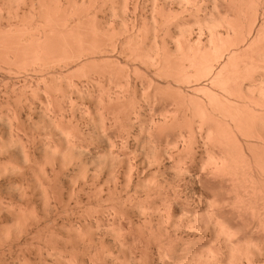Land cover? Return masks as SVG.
<instances>
[{
  "label": "bare ground",
  "instance_id": "bare-ground-1",
  "mask_svg": "<svg viewBox=\"0 0 264 264\" xmlns=\"http://www.w3.org/2000/svg\"><path fill=\"white\" fill-rule=\"evenodd\" d=\"M35 1L39 6L32 4L38 8L31 4L29 14L23 10L31 21L25 14V21L22 17L17 24H11L13 27L8 25L9 29L0 25L6 29L0 28V75L6 74L11 79L5 80V90L0 93L5 104L1 107L0 101V126L10 130L6 133L9 138L3 136L13 141L8 145L14 141L22 144L24 137L20 135L24 132V136L27 133V138L30 137L27 129L31 127L47 128V131L58 128V132L64 133V136L60 134L61 140L65 137L67 149L74 150L79 158L65 155L73 153L63 152L64 147L59 152L61 158L71 157L67 158L71 162L63 161L66 164L62 169L76 163L72 174L75 179L70 181L76 182L82 176L83 186L79 190L84 192L85 201L78 190L76 204L85 203L86 207L76 220L74 212L56 208L63 202L56 193L57 170L48 160L52 154L57 157L56 149L61 151L55 145L58 139H53V147L50 142L46 144L52 147L48 150H43V146L51 138L41 142L43 157L48 152L51 154L50 158L40 155L44 159L41 163L46 165L43 167L41 159L32 157L29 149L22 150L27 148L25 137V147L20 145L24 152L21 157L25 158L22 162L30 165L33 158L34 164L35 161L41 164H36L37 167L47 169V162L51 169L54 165L50 178L55 185L48 179L49 169L44 176L42 168L32 166L33 163L30 166L34 169L28 166L29 171L34 170L31 172L35 178L41 174L36 185L42 187L43 180H49L50 188L45 184L46 189L43 187L41 192L44 204L40 203L44 206L40 213L34 208L38 204L31 205L32 196L30 199L25 194L27 186L20 184L21 191L10 189L13 190L10 194H16L22 201L17 202V208L11 207L10 202L5 212L17 209L14 212L22 220L10 218L13 225H18L13 226L17 230L10 229L12 224L0 226L2 229L8 226L5 232L16 231L12 239L10 231L5 239L9 242L0 246L3 253L0 264L5 250L11 251L14 245L21 247L28 239L36 240L35 233L38 237L45 231L43 226L56 224L63 214V222L69 225H66L68 238L84 244L86 255L83 253L79 259V253L80 256L59 252L57 255L54 251V255L46 252L47 255L35 258L10 255L11 259L6 256L4 262L8 259L12 264H264V0H147L151 1L149 16L143 15V8L142 14H138L140 0H79V4L77 0ZM129 2L134 16L132 20L128 17L131 23L125 18L129 14ZM19 3L13 9L14 16L17 13L15 19L21 9L16 6ZM171 3H176L179 9H173L177 6L171 7ZM106 6H109V18L107 14L101 17ZM7 7L11 13L12 8ZM34 75L39 81L33 86ZM56 77H59L57 82ZM75 77L79 79L75 81ZM58 82L61 85L57 88ZM63 82L71 88L68 93L61 88ZM73 93L81 103L72 98ZM68 99L72 117L79 111L84 116L90 115L92 103L95 105L97 114L88 117V124L92 125L89 133L83 134L69 120L72 130L67 131L68 125L66 130L61 129ZM33 114L40 116L34 119ZM38 135V139L33 136L40 142L41 134ZM33 136L28 141H34ZM5 139L3 142L0 138V146L9 142L5 143ZM84 140L91 146L99 141L106 149L95 157V148L93 153L84 150ZM8 145L5 146L11 147ZM82 157L91 161L90 174L84 170L86 160ZM12 167L13 171L18 170L16 176L25 168ZM35 167L39 174H35ZM23 172V179L18 177L20 183L26 178ZM8 181L6 185L11 187ZM23 201L31 207L25 209ZM13 220H17L15 224ZM124 221L127 229L122 227ZM132 233L142 242L137 247L140 255L131 250L136 247L131 245ZM54 235L51 233L49 237ZM57 236L59 239L60 235ZM110 243L129 255L125 251L124 255H119L121 251L117 255L107 254L105 250ZM153 243L157 246L156 255H150Z\"/></svg>",
  "mask_w": 264,
  "mask_h": 264
},
{
  "label": "rangeland",
  "instance_id": "rangeland-1",
  "mask_svg": "<svg viewBox=\"0 0 264 264\" xmlns=\"http://www.w3.org/2000/svg\"><path fill=\"white\" fill-rule=\"evenodd\" d=\"M2 1H3V0H0V3H1L0 5L3 6V8H2V6H0V9L2 10V13H0V18H1V19H0V25H1L2 27H6V28H8V25H9V27H10L11 24H13V25H14V24H17V22H20L21 20L24 19V15L29 11L32 2H34L33 4H37V3H36L37 1H35V0H32V1H31V0H30V1H29V0H25V2L27 1V2L29 3V5H28V3H27V4L24 3V4H26V6H25V5L23 4L24 1L22 2V5H21V3L17 2V1L14 2V1L11 0V1L14 3V4H13V7H12V5H11L12 2H11V1H10L11 3L9 2L10 5H8L9 3L6 5V3H7L8 0H4L5 2L3 1V3H5L6 6H4V4L2 3ZM47 1H48V0H47ZM70 1H71V0H70ZM75 1H76V0H75ZM142 1H144V2L146 1V2H145V3H144V2L141 3ZM20 2H21V1H20ZM30 2H31V3H30ZM76 2L78 3L79 0H77ZM150 2H151V1L140 0V6H139V9H138V10H140V12L138 11V14H139V15H141L142 13H143L144 16H145V14H146L147 16L150 15V13H151V7H150L151 3H150ZM15 3H16V4H17V3L20 4V6H18L19 4L16 5L18 8L21 7V9L19 8V9H18L19 11H17L19 14H18V17H16V19H15V16L17 15V13H16V15L14 16V13L16 12V11H14V10L17 9V8L15 9V7H14V6H15ZM33 4H32V6H33ZM78 4H79V3H78ZM144 4H146L147 6H146V5L144 6ZM171 4H173V3H171ZM174 4H175V6H174ZM174 4L171 5V7H176V6H177L176 3H174ZM23 5H24L25 7H28V8H25ZM37 5L39 6V2H38ZM131 5H132V4L129 2V12H128L129 14L125 16V18H127L126 21H127V22L130 21V23H131L132 18L134 19V16H133V9H132ZM141 5H142V7H141ZM7 6H9L10 8H12L11 13H10V10H7V9L5 8V7H7ZM22 6H23V9H22ZM35 6H36V5H35ZM35 6H33L34 9H35V8H38V6H36V7H35ZM9 7H7V8H9ZM4 8L7 10V12L9 11V14H11L10 16L8 15L7 12H4V11H6V10H4ZM10 8H9V9H10ZM24 8H25V9H24ZM108 8H109V6H106V7H105V12H104L103 14H101V17H103L102 15H104V14H105V15H104L105 17H106V14L108 15L106 18H109V17H110V15H109V14H110V13H109L110 11H107ZM142 8L144 9V10H143L144 12L142 11ZM13 9H14V10H13ZM173 9H179V7L177 6L176 8H173ZM20 10H21V11H20ZM23 10L26 12L25 14H24V11H23ZM26 10H27V11H26ZM131 10H132V11H131ZM141 11H142V13H141ZM149 11H150V12H149ZM12 12H13V13H12ZM22 12H23V13H22ZM106 12H107V13H106ZM130 12H131V14H132L133 17H132V16L130 17ZM148 13H149V14H148ZM6 14H7V15H6ZM12 14H13V17H12ZM21 14H22V15H21ZM28 14H29V12H28ZM28 14H26V17H25V18L29 20V16H28ZM1 15H2V16L4 15V16L2 17ZM5 15H6L7 17H6ZM19 15H20L21 17H20ZM4 17H5V18H4ZM8 17H10V19H9ZM22 17H23V19H22ZM128 17L131 18V20H129ZM36 18L38 19V17H36ZM26 19H24V21H25ZM30 19H32L31 16H30ZM37 19H35V20H37ZM11 20H12L13 22H12ZM16 20H17V21H16ZM19 20H20V21H19ZM28 20H27V21H28ZM6 21H7V22H6ZM8 21H9V23H8ZM15 21H16V22H15ZM27 21H26V22H27ZM29 21H31V20H29ZM14 22H15V23H14ZM130 23H129V24H130ZM13 25H11V26L13 27ZM1 26H0V28H1L2 30H6V29L2 28ZM10 28H11V27H10ZM8 29H9V28H8ZM197 31H198V30L195 29V31H194L195 34H196ZM193 36H196V35H193ZM137 65H138V64H137ZM141 69L145 70V67H141ZM57 71H59V70L57 69ZM60 72H61V71H60ZM58 73H59V72H58ZM56 74H57V73H56ZM3 76H4V77H3ZM56 76H57V75H56ZM5 77H6V78H5ZM36 77H37V76L34 75V76H33V79L31 78V80L34 81V82L32 83L33 86L37 84V83L35 84L36 81H37V82L39 81V78H36ZM8 78H9V77H8L6 74H2V73H1V75H0V84H1V85H0V88H1L0 93H1V92H4L5 87H6V86L4 85V84H5V80H6V79L8 80ZM56 78H58V80L56 79V82L59 81V77H56ZM19 79H22V78H19ZM36 79H37V80H36ZM76 79L78 80L79 78H78V77H77V78L75 77L74 80L77 81ZM10 80H11V79L9 78V81H10ZM3 81H4V83H3ZM9 81H7V82H9ZM12 81H14V79H12ZM12 81H11V82H12ZM21 81H22V80H20V82H21ZM61 81H63V80H60V82H61ZM60 82L56 83V85H57L56 87H57V88L60 87V85H61ZM59 84H60V85H59ZM3 85H4L5 87H3ZM63 85L66 86V87H64ZM187 85H188V84H187ZM67 86H68V85L66 84V82H63L61 88H65V91L68 93V92L70 91L71 88L69 89V87H67ZM184 87L187 88L186 85H185ZM61 90H62V89H61ZM56 92L58 93L59 91H56ZM75 94H76V93H73V95H74L75 97L72 95V98H74V100L77 101V103H78V102H80L81 100H79V99H80V98H78L79 96L77 97V94H76V95H75ZM1 95H2V94H0V96H1ZM58 95H59V94H58ZM1 98H3V96H1ZM1 98H0V101L2 102V99H1ZM77 99H78V100H77ZM86 101H88V100H86ZM1 102H0V103H1ZM66 102H67V100H66ZM66 102H65V106H64V107L67 109V110L65 109V112H64V113H65L64 115H65L66 118H65V120H64L65 123L63 122L65 125L62 124L61 129H65V130H66V128H67L66 125H68V128H69V129L67 128V131H68V130L71 131V130H72V129H71V126L74 125V124L76 123L77 126H78V128H79V129H78L79 131H81L83 134H84L85 132H86V133H89L90 129H92V128H91L92 125L90 126V125L88 124V123H89V122H88V121H89V118H88V117H89L90 115H91V116H92V115L94 116L95 114H97L96 112H94V110H95V109H94V108H95V105H93V103H92L91 106L94 107V108H93V110H90V111L93 112V113L91 112L90 115H88V116L85 115V116H84V113H81L80 111H79L78 113H81V114H78V113H77L78 110H77V111L75 112V114L77 113V115H74V117H72V116H73V113H71L72 110L70 109L71 107H70V105H69V104H70V103H69V99H68V102H67V103H66ZM2 103L4 104V102H2ZM2 103H1V107H2V106L5 107V104L2 105ZM80 103H81V102H80ZM88 103H89V101H88ZM85 104H86V102H85ZM66 105H67V106H66ZM89 105H90V104H89ZM4 109H5V108H4ZM91 109H92V108H91ZM82 111L84 112V110H82ZM95 111H96V110H95ZM94 113H95V114H94ZM70 114H71L72 116H71ZM82 114H83V115H82ZM37 115H38V114H36V115L33 114V115H31V117L34 116L33 118H34V119H35V118L37 119V117L40 116V115H38V116H37ZM76 116H77V118H75ZM82 116H84V118H83ZM71 117H72L73 119H72ZM86 117L88 118V120H87ZM39 118H40V117H39ZM94 118L97 119L98 117L95 116ZM67 120L70 121V124H72L71 126H70V124H69V121H67ZM81 120H82V121H81ZM86 120H87V121H86ZM84 121H85V122H84ZM78 122H79V123H78ZM76 124L73 126L74 128H75ZM82 124H83V125H82ZM63 125H64V128H63ZM85 125H87V126L85 127ZM88 125H89V126H88ZM0 127H1V128H0V134L2 135V136L0 135V138H1V139L3 140V142H4L5 137H7V136H8L7 138L10 137V135H7V134L10 132V130L8 131L7 127H5V129H4V128H3L4 126H0ZM73 127H72V128H73ZM89 127H90V128H89ZM84 128H86V129H84ZM29 129H30V130H29ZM29 129H27L28 131H30V133L27 131V132L29 133L28 136L32 137L33 135H36V138L38 139V137H39L38 134H41V135H40V138H39V139H41V141L39 142L37 139H36V140H37V141H36V140H35V136H33V137H34L33 140L36 141V142H35L36 144H33L34 141H32V142L28 141V140H31L32 138L28 137V138H30V139H28V138H27V133H26V136H24L25 133L23 132V133H24V134H23V133L21 132V133L23 134V136H22L21 133H20V134H21L20 136H21V138L24 137V138H23L24 140L22 139L24 142L26 141V140H25V137L27 138V141H26V143H25V144H26L25 146H27V148H22V150L24 151V150H26V149H29V150H27V151H29V154L32 153V154H31L32 157H34L35 159H36V158H37V159H41V160H39L40 163H41L42 161L44 162V159H43V158H47V157H45V156H48V158L51 157V154H50L47 150L50 149L51 146L53 147V145H54V141H53V139H58V140H56V144H55V145H56V148H59L60 150H61V149L63 150V148L65 147L66 150H63V152H65V151H72L71 153H73V154H69V152H67L68 154H67L66 152H65L66 154H65V153H64V154H65V155H69V156H72V155H73V158L75 157V158H77V159H75V158H74V159H75V160H78L79 157L77 156V154H75L76 152H75L74 150H68V149H67L68 146L66 145L67 143H66V142H63V141L65 140V137L63 138V139H64L63 141L61 140V137L64 136L65 134H64V133H61V131H59V132H60V133H59V132L57 131L58 128L56 129V131H57L58 133H57L56 131H54L55 129H53V131H52L51 128H50L48 131H47V128H46V129H42V130H41V128H38L37 130H35V128L33 129V127H31V128H29ZM2 130H3L4 133L2 132ZM6 130H7V131H6ZM32 130H34V133H33ZM44 130H45V132H44ZM59 130H60V129H59ZM78 130H77V131H78ZM38 131H40V133H39ZM49 131H51V132H49ZM84 131H85V132H84ZM87 131H88V132H87ZM43 132H44V133H43ZM47 132H48V133H47ZM52 132H53V133H52ZM6 133H7V134H6ZM31 133H33V134H31ZM49 133H51L50 136L53 135V138L49 136ZM54 133H55V136H56V137L60 136V138H54V137H55V136H54ZM56 133H57V134H56ZM73 133H74V132H73ZM5 134H6V135H5ZM47 134H48V136H47ZM60 134H61V135L63 134V135L61 136ZM4 135H5V137H3ZM31 135H32V136H31ZM42 135H44V136H42ZM45 135H46L47 137H46ZM72 136H73V135H72ZM42 137H46V138H42ZM7 138L5 139V143H6V141L8 140ZM48 138H49V139L51 138V139L49 140ZM43 139H44V140H45V139L49 140V141H46V140H45V142H47V143H45L44 146H43V144H42V143H44V140H43ZM10 140H11V138H10ZM15 140H16V138H15ZM8 141H9V140H8ZM23 141H22V142H23ZM42 141H43V142H42ZM52 141H53V144L51 143ZM61 141H62V142H61ZM65 141H66V140H65ZM11 142H13V141H9V142H7L5 145H8V143H11ZM14 142H15V143H13L14 145H13V144H12V145H13V147L15 146V148H13L11 144H9V145H11V147H10L9 145H8L9 147H7V146L3 145V143H2V145L0 146L1 149L3 148L2 151L0 152V171H2V172H0V176H1V179H0V187L2 186L1 189H0V196H1V197H0V200H3V201H0V206H1V207H0V214H1V215H0V220L3 219L2 221H0V226H1V225H2V227L5 226V225H6L5 223H7V224L10 225V224H12V220H11V219H14V220H15V219H18V216H17L16 213H15V212L17 211V209L14 210L13 208H11V209H13V210H10V208H9L8 210L13 211V212H12V213L9 212L8 214H6L5 211H7V208H6V207H8V206L10 207V204H9L10 202L13 203V205L11 204V207H15V206H17L18 203H20V202L22 201V200H21V201L18 200V198L15 196L16 194H14L13 192H12L13 194H10V192L13 191V190H10V189H14V190H15V189H16V190L18 189V190L21 191V190H22V187H21L20 184H23V185H22L23 187L27 186V189H26V188H23L24 190H25V189L27 190V191H26L27 193H26L25 191H22V192H25V194H27V195L29 194V198L32 196V197H31L32 199L30 198L31 201H32V202H31L32 207H33V206H36V205L38 204L36 207H34V208H37V210H38V211H36V209H35L36 213H40L39 211H40V210H41V211L43 210V209H42V206H44V205H43V204H44V202H43V201H44V198L42 197V196H43V195H42L43 193H41V192L43 191V187H45V186H44L45 184H46V186H47L48 188H50V185H48V184H49V183H48V182H49L48 179L51 180L50 177H53V176H52V175H53L52 170H53L54 168L57 170V171H56L57 174H58L59 172H60V173H59L58 175L56 174V178L58 177L57 180H56V182L54 181L53 178H52L51 182L53 181V182H55V184L57 185V186H56V191H57L56 193H58L57 196H60V197H61V201L63 202V205H60V207H58L59 204H57V205H56V208L61 209V208L64 207L68 212H70V213L74 212L75 214H74L73 216H75V220H76L77 215H78V214H79V215L81 214V213H80L81 210H85L86 204H85V203H81V204H79V205L76 204V198H78V196H79L78 194H79L80 192H81V193H80V197L84 199L83 201H85V197H83V196H84V192H82L81 190H79V188L83 186V184H82V183H83V182H82L83 179H81L82 176H81V178H80V177H79V178L77 177L79 180L76 179V180H75L76 182H74V181L71 182V181H70V180H72L71 178L75 179V177L72 176V174H74V173H73V168L76 169V167H77V166H74L76 163L73 165V163H74L75 160L72 158V160H73V161H72V165H73V166H71V165L68 166V164H67L66 167H65L66 169L63 170L62 168H63V166H65V164H66V163H63V161H64V162H65V161H66V162H67V161L69 162V161H70L69 159H71V157H68V156H67V157L65 158V155H64V157H63L64 160H63V158H61L63 155L61 156V153H59V152H62V150H61V151H58V150L56 149V155H57V157H56V156L54 157V155L52 154V156H53V157H51L52 159H49V160L47 159L48 162L52 161L51 164L53 163V164L55 165V167H54V165H52V169H51V165H50V163H48L47 160L45 159V160H46L45 162H47V165H48V166L50 165L49 168H48V166H47V169H49V173H48V171H46V170H47L46 168L37 167L38 165H36V164H40V163H38V161H35L36 163L34 164V163H33L34 161L32 160L33 158L30 159V160H31L30 165H32L31 163H33L32 166H36V167L39 168V169L42 168V169H40V170H41V174H42V170H43V174H42V175L46 176V175H45V172L48 173V175H47V176H49L48 179L45 178V179L43 180V181H44V182H43L44 185H42L43 183H41V182H42V181H41L42 179H39V181H40V183H41V185H42V187H41V186L36 185V184H37V181H38L37 178H39V176L41 175V174H39V173H40V172L38 171L39 169L36 170L37 168L35 167V172H36L35 174H39V175H37L38 177L36 176V178H35V176H33L34 174H32V172H31V171H34V170H33L34 167H32V166H30V165H26V164H28V163H26L25 165H24V163H23L24 160H25V158H24V157H21V156H23L22 154L24 153V152L22 153L21 146H22V145L24 146V144H23L24 142L22 143V142H21V139H20V142H21L22 144L18 143L19 141L17 142L18 144L16 143V141H14ZM27 142H28V143H27ZM29 142H30V143H29ZM41 142H42V143H41ZM49 142H50L51 146L46 145V144H49ZM58 142H59V143H58ZM84 142H85V143H84ZM0 143H1V140H0ZM40 143H41V144H40ZM82 143H83L82 145H84V146H83L84 150H89V151L91 150V152H92L94 148L96 149V150L93 151V152L96 151V153H94V156H95V157L99 154V152H100V154H101V153H102L101 151L103 150V148L106 147L105 143H104L105 147H103V146H102L103 144H101V143L98 144L99 141H95V142H94L96 145H95L94 143H91L92 146H91L90 144H88V143H90V142H88V141L86 142V140H84ZM15 144H16L18 147H17ZM58 144H59V145H58ZM61 144H62V145H61ZM63 144H64V145H63ZM20 145H21V146H20ZM37 145H38V147H37ZM45 145H46L47 147H46ZM60 145H61V148H60ZM94 145H95V147H93ZM97 145H98V147H97ZM3 146H4V147H3ZM19 146H20V148H19ZM25 146H24V147H25ZM35 146H36V147H35ZM42 146H43V150H44V148H47V150H45V153L48 152L46 155H44V157H43V154H42L44 151H43V152L41 151V150H42V149H41ZM34 147H35V148H34ZM52 147H51V149H52ZM85 147H86V148H85ZM101 147H102V148H101ZM12 148H13V149H12ZM16 148H17V151H15ZM88 148H90V149H88ZM7 149H8V151H6ZM32 149H33V150H32ZM36 149H37V150H36ZM38 149H39V150H38ZM98 149H99V150H98ZM105 149H106V148H105ZM20 150H21V151H20ZM97 150H98V152H97ZM100 150H101V151H100ZM115 150H116V149H115ZM27 151H26V152H27ZM32 151H33V152H32ZM34 151H35V152H34ZM36 151H37V152H36ZM49 151H51V150H49ZM6 152L8 153V155H7ZM93 152H92V153H93ZM103 152H104V151H103ZM1 153H2V154H1ZM21 153H22V154H21ZM57 153H59V154H57ZM20 154H21V155H20ZM27 154H28V153H27ZM29 154H28V156H30ZM34 154H35V156H36V155H37V156L35 157ZM41 154H42V157H43V158L40 156ZM62 154H63V153H62ZM75 155H76V156H75ZM31 156H30V157H31ZM38 156H40L41 158L38 157ZM8 157H9V158H8ZM30 157H27L28 160H29ZM95 157H94V158H95ZM22 158H24V159H22ZM54 158H55V159H54ZM67 158H69V159H67ZM82 158H83V160H84V159L87 158V157L85 156V158H84V157H82ZM37 159H36V160H37ZM53 159H54V160H53ZM66 159H67V160H66ZM2 160H3V161H2ZM8 160H9V162H8ZM10 160H11V162H10ZM22 160H23V162H22ZM30 160H29V161H30ZM85 160H86L85 165H86V164H87V165H86V166L83 165L85 168H84V167H82V168H84V170L86 169V170L89 171V172L87 171L88 173H86V174H90V173H91L90 171H91V169H92V167H91V165H90L91 161H88V162H87V160H90V159H85ZM6 161H7V162H6ZM19 161H21V163H20ZM32 161H33V162H32ZM53 161H54V162L56 161V162L54 163ZM5 162H6V163H5ZM25 162H26V161H25ZM27 162H28V161H27ZM43 162H42V163H43ZM59 162H60V163H59ZM70 162H71V161H70ZM70 162H69V163H70ZM4 163H5V164H4ZM8 163H10V164H8ZM13 163H14V164H13ZM15 163H16V164H15ZM22 163H23V164H22ZM42 163H41V164H42ZM6 164H7L9 167H8ZM12 164H13V165H12ZM17 164H18V166H17ZM19 164H20V165H19ZM41 164H40V165H41ZM45 164H46V163H45ZM63 164H64V165H63ZM2 165H4L5 168H7V169H3L4 167H3ZM14 165H15V168L17 167L16 169H20V167H22V168L25 167L26 169H25V168H24V170L20 169L19 172H18V175L16 176L15 173H17L16 171H18V170L13 171L14 168H13L12 166H14ZM40 165H39V166H40ZM89 165H90V167H89ZM19 166H20V167H19ZM26 166H27V167H26ZM28 166L32 167L33 169H32L31 171H29L31 168L28 169ZM41 166H43V164H42ZM92 166H93V165H92ZM1 167H2V170H1ZM11 167H12L13 169H10ZM43 167H46V165H44ZM53 167H54V168H53ZM8 169H9L10 171L12 170L14 173H13L12 171L10 172ZM50 169H51V170H50ZM60 169H61V170H60ZM67 169H68V171H67ZM89 169H90V170H89ZM6 170H8V172H7ZM21 170H22V171H21ZM27 170H28V171H27ZM44 170H45V171H44ZM59 170H60V171H59ZM23 171H24V172H23ZM58 171H59V172H58ZM3 172H4V173H3ZM5 172H7V173H5ZM9 172H10V175L8 174ZM21 172H23V173H22L23 175H24V173H25L24 176H25L26 178H24V180L21 181V183H20V181H19L20 179H19V178H21V180L23 179V178H22V175H21ZM27 172H28V174H27ZM29 172H30V173H29ZM37 172H38V173H37ZM50 172H52L51 175H50ZM76 172H77V170L75 171V173H76ZM83 172H85V171H83ZM11 173H12V174H11ZM13 174H15V176H13ZM26 174H27V176H26ZM63 174H64V175H63ZM69 174H70V175H69ZM81 174L83 175L82 172H81ZM81 174H80V175H81ZM7 175H8V176H7ZM11 175L13 176V178L11 177ZM30 175H31V176H30ZM67 175H68V176H67ZM24 176H23V177H24ZM28 176H29V177H28ZM64 176H66L67 178L64 177ZM78 176H79V175H78ZM5 177H6V179H5ZM15 177H16V178H15ZM18 177H19V178H18ZM30 177H31V178H30ZM32 177H33V178H32ZM59 177H60V178H59ZM2 178H3V179H2ZM17 178H18V179H17ZM41 178H44V177L41 176ZM68 178H69V179H68ZM14 179H15L16 181H15ZM36 179H37V180H36ZM66 179H67L68 181H67ZM8 180H10V181H8ZM12 180H13V181H12ZM46 180H47V182H46ZM58 180H59V181H58ZM7 181L9 182L8 184H10V185H12V186H13L14 183H15V184L19 183V184H17L18 186L14 184V187L11 188L12 186L10 187L9 185H6V184H7ZM25 181H26V182H25ZM61 181H62V182H61ZM11 182H12V184H11ZM16 182H17V183H16ZM22 182H23V183H22ZM53 182H52L51 184H52V185H55ZM70 182H71V184H70ZM73 182H74V183H78V184H75V185H74V184H72ZM38 183H39V182H38ZM40 183H39V184H40ZM59 184H61V185H59ZM80 184H81V185H80ZM19 185H20V186H19ZM32 185H34L35 188H34V186H32ZM52 185H51V186H52ZM7 186H8V187H7ZM16 186H17V187H16ZM36 186H37V187H36ZM72 186H73V187H72ZM18 187H19V188H18ZM38 187H40L42 190H41L40 188H38ZM60 187H61V189H60ZM62 187H63V188H62ZM71 187H72V188H71ZM76 187H77V188H76ZM8 188H9V189H8ZM69 188H70V189H69ZM73 188H74V189H73ZM30 189H31V190H30ZM35 189H36V190H35ZM39 189H40L41 191H39ZM45 189H46V187H45ZM58 189H59V192H58ZM66 189L68 190V192H67ZM80 189H81V188H80ZM54 190H55V189H54ZM73 190H74V191H73ZM78 190H79L80 192H79ZM85 190H86V188H85ZM36 191H37L38 193H37ZM77 191H78L79 193H78ZM18 192H19V191H18ZM35 192H36V193H35ZM73 192L77 193V197H76V194H75V193H74V196L72 197V193H73ZM30 193H31L32 195H31ZM40 193H41V194H40ZM59 193H61V194H59ZM12 195H13V196H12ZM33 195H34V196H33ZM37 195H38V196H37ZM41 195H42V196H41ZM70 195H71V196H70ZM10 196H11L12 198H11ZM14 197H15V198H14ZM36 197H37V198H36ZM38 197H39V198H38ZM40 197L43 198V201H42V198H40ZM60 197H57V198L60 199ZM29 198H28V196H27L26 199L29 201V200H30ZM35 199H36V200H35ZM27 200H26V201H27ZM34 200H35V201H34ZM81 200H82V199H81ZM19 201H20V202H19ZM41 201H42V202H41ZM2 202H3V203H2ZM17 202H18V203H17ZM40 202L43 203L42 206H41V203H40ZM62 202H61V203H62ZM25 203H26V202H25ZM25 203H24V201H23V206H25ZM32 203H35V205H33ZM39 203H40V204H39ZM1 204H2V205H1ZM21 205H22V204H21ZM31 205L29 204L30 207H31ZM19 206H20V205H18V207H19ZM26 206H27V205H26ZM26 206H25V209L29 207V206H27V207H26ZM61 206H62V207H61ZM15 208H17V207H15ZM20 208H21V207H20ZM34 208H33V209H34ZM43 208H44V207H43ZM5 209H6V210H5ZM23 209H24V207H23ZM39 209H40V210H39ZM14 211H15V212H14ZM1 212H2V213H1ZM13 213H14V216H15V215L17 216V218H16V216H15V217L13 216L14 218L12 217ZM82 213H83V211H82ZM11 214H12V215H11ZM62 214H63V213H62ZM8 215H9L10 217L7 218ZM26 215H28V213H27ZM2 217H3V218H2ZM61 217H62V219H61V218H58L59 221H58V222L56 221V224H54V225H53V224H49L48 226H45L46 229H45L44 226L42 227L45 231L42 230V231H41V234L38 232L40 235H38V233H37V235H38V237H40V239L36 236V233H35L34 239H36L37 241H36V240H33V239H32L33 241H32L31 239H28L29 241H30V240L32 241V242L27 241V242H28V243H27L28 245H27V244H23L21 247H20V246H19V247H18V246L16 247V246L14 245L11 251H7V250H5L6 253H4V254H6V255H5V257H4L3 259L5 260V259L7 258L6 256L10 257V255H15V256L17 255V257H18V256L20 257L21 255H26L27 257H32V256H33V257L35 258L36 255H47V253H48L49 255H51L54 251H55V252H54L55 254H57V253L59 252L60 255H61V254H62V255H63V254H64V255H74V254L76 255V254L79 253V254L81 255V257H79V259L82 258L83 253H84V255L87 254V251H86L87 248H86V246H85L84 244H80L81 242H78V241L75 242V240L72 241V240L74 239L73 237L70 238V239L68 238V236H67V235H68V234H67V233H68V227H66V225H67L66 223H67V222H66V223L63 222L64 214H63ZM4 218H5L7 221H6ZM10 218H11V219H10ZM73 218H74V217H73ZM10 220H11V221H10ZM14 220H13V223L15 224L17 220H16V221H14ZM18 220H20V219H18ZM21 220H22V219H21ZM21 220H20V221H21ZM5 221H6V222H5ZM20 221H19V223H20ZM19 223H18V224H19ZM122 223H123L124 225H123ZM122 223H121V225H123L122 227H124V228L127 229L128 225L126 224V222L124 221V222H122ZM3 224H4V225H3ZM63 224H65V226H64ZM55 225H56V226H55ZM60 225H62V226H60ZM13 226H18V225H13V224H12V226H11V225L9 226L10 229H12V228H13V230H14V228L16 229V227H13ZM67 226H69V225H67ZM6 227H8V226H6ZM6 227H4L5 229L3 228L4 230H3L2 228H0L1 231H2V232L0 231V242H1V243H0V246H1V247L5 246L6 243L9 242V241L6 242L5 239L7 240L8 236H9L8 233H10L11 230L9 231V228H8L7 231H9V232H5ZM54 227H55V228H54ZM61 227H62V228H61ZM17 228H18V227H17ZM52 228H53L54 230H51ZM64 228H67V230L64 229ZM60 229H61V230H60ZM63 229H64V230H63ZM16 230H17V229H16ZM40 230H41V229H40ZM51 231H52V232H51ZM54 231H55V232H54ZM63 231H64V232H63ZM3 232H4V233H3ZM13 232H14V233H13ZM15 232H16V231H11L12 234H10V237H11L10 239H12V237H13L14 234H15ZM42 232H43V233H42ZM2 233H3V234H2ZM5 233H7L8 235H6ZM49 233H50V234L53 233V236H55L54 234H56V237L51 236V237H53V239H51V237H49V236H50ZM62 233H63L64 235H63ZM1 234H2V235H1ZM43 234H44V235H43ZM48 234H49V235H48ZM58 234L61 236V237L59 236V239H58V236H57ZM4 235H5V238H4ZM65 235H66V236H65ZM131 235H133V238H134L135 241H136L138 237L135 236V234H133V233H132ZM2 236H3V237H2ZM41 236L44 237V238L47 237L48 239L46 238V239L44 240V239H42ZM134 236H135L136 238H135ZM35 237H36V238H35ZM62 237H63V238H62ZM66 237H67L69 240H68ZM49 238H50L51 240L54 241L53 244H52L53 241H52V242H51V241L49 242V240H50ZM56 238H57V239H56ZM61 238L63 239V241L65 240V241H64V244L62 243L63 241H62ZM131 238H132V236H131ZM133 238H132L133 241H131V242H133V244H131V245H133L132 247H135V246H136V247H135L136 249H135V248H132L131 245H130V247L132 248L131 250H132L133 254L137 252L135 255H140V254H139V251L137 250V247L140 248L139 246H142V242H139V241H141L140 239H138L139 241L137 240L138 242H137V241L135 242ZM10 239H9V240H10ZM41 240H42V241H41ZM46 240H47V242H45ZM58 240H60V241H58ZM67 240L69 241V243H67V242H68ZM4 241H5V242H4ZM40 241H41V242H40ZM70 241H71V242H70ZM55 242H56V244H55ZM65 242H66V243H65ZM134 242H135V243H134ZM4 243H5V244H4ZM44 243H45V244H44ZM49 243H51L52 246H51ZM76 243H78V244H76ZM72 244H73V245H72ZM134 244H135V245H134ZM136 244H137V245H136ZM47 245H48V246H47ZM49 246H50V247H49ZM71 246H72V247H71ZM79 246H80V247H79ZM1 247H0V248H1ZM22 247H23V248H22ZM26 247H27V248H26ZM45 247H47V248H45ZM53 247L56 248V249H54ZM156 247H157V246H156L154 243L151 245V251H152V252H150V255H153V254L156 255V254H157V248H156ZM19 248H20L21 250H20ZM28 248H29V249H28ZM48 248H49V249H48ZM81 248H82L83 250H85V252L82 251ZM1 249H2V248H1ZM13 249H14V250H13ZM24 249H25V250H24ZM39 249H42V250L39 251ZM46 249H47V250H46ZM50 249H51V250L53 249L52 252H50V251H51ZM120 249H121L120 247L117 248V246H115L113 243H110V244L108 245V247L106 248L105 251H106L107 254L110 253V255H117V253H118L119 251H121V252H120L121 254H119V255H124V254H122V253H123L125 250L122 251V250H120ZM16 250H17V251H16ZM23 250H24V251H23ZM43 250H44V251H43ZM48 250H49V252H48ZM57 250H58V251H57ZM76 250H77L78 252H77ZM134 250H135V251H134ZM0 251H2V250H0ZM26 251H27V252H26ZM56 251H57V252H56ZM72 251H74V252H72ZM81 251H82V252H81ZM8 252H9V253H8ZM18 252H19V253H18ZM39 252H40V254H39ZM46 252H47V253H46ZM64 252H65V253H64ZM67 252H68V253H67ZM41 253H42V254H41ZM54 253H53L52 255H54ZM59 253H58L57 255H59ZM70 253H71V254H70ZM151 253H152V254H151ZM1 254L3 255V253H0V258H1ZM79 254H78V255H79ZM126 254L129 255V252H128V251H125V255H126ZM133 254H132V255H133ZM80 255H79V256H80ZM12 257H14V256H12ZM84 257H85V256H84ZM84 257H83V258H84ZM34 258H33V259H34ZM3 259H2V260H3ZM9 259H11V257H10ZM31 259H32V258H31ZM79 259H78V260H79ZM85 259H87V258L85 257ZM2 260H1V261H2ZM4 260L2 261V264H5V263L7 264V261L9 262L8 259H7L5 262H4ZM16 261H17V260H16ZM3 262H4V263H3ZM10 262H11V260H10ZM10 262H9V264H12V263H10Z\"/></svg>",
  "mask_w": 264,
  "mask_h": 264
}]
</instances>
